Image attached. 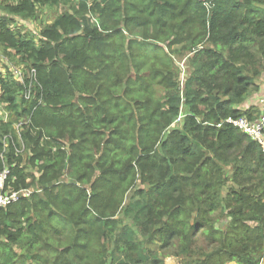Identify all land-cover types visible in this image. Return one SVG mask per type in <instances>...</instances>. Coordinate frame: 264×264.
I'll return each instance as SVG.
<instances>
[{"label": "trees", "instance_id": "16d2710c", "mask_svg": "<svg viewBox=\"0 0 264 264\" xmlns=\"http://www.w3.org/2000/svg\"><path fill=\"white\" fill-rule=\"evenodd\" d=\"M0 12V50L19 59L0 75V171L7 189L41 191L0 209V264L264 262V155L218 127L261 115L244 107L264 90V0H0Z\"/></svg>", "mask_w": 264, "mask_h": 264}, {"label": "built area", "instance_id": "2783aa9c", "mask_svg": "<svg viewBox=\"0 0 264 264\" xmlns=\"http://www.w3.org/2000/svg\"><path fill=\"white\" fill-rule=\"evenodd\" d=\"M23 72L16 71V77L19 82H23ZM32 81L36 80V70L33 69L31 72ZM26 99H30L32 97L31 90H28L25 94ZM258 106L261 107V115L259 118H255L253 120L247 117H241L239 119L229 118L228 120L222 122L218 125L219 128L222 127L223 124L231 125L236 129L240 130L244 134H246L250 139L260 145L262 153L264 155V98L258 97ZM182 116H180L175 124H179L182 120ZM26 123H20L16 126L18 132L21 131L22 126ZM10 139L9 137H4L5 147H7L6 141ZM24 147L22 152L24 151ZM1 159L4 160V155L1 154ZM6 160H4L5 162ZM4 169L0 171V209L7 208L14 204H17L22 199H29L33 196L34 190L32 189H21L19 191L13 190L12 188L7 189L8 179L11 176V169L4 163Z\"/></svg>", "mask_w": 264, "mask_h": 264}, {"label": "crops", "instance_id": "0c3cea01", "mask_svg": "<svg viewBox=\"0 0 264 264\" xmlns=\"http://www.w3.org/2000/svg\"><path fill=\"white\" fill-rule=\"evenodd\" d=\"M3 14L0 12V16H2ZM43 16H41L39 18V20H43ZM46 19L48 20V17L46 16ZM44 19V20H46ZM40 21L39 22H25L23 21L24 23V26L27 28V29H30V30H37V27H38V24L40 25ZM21 22V21H19ZM38 23V24H37ZM16 73V71H15ZM9 72H8V61H6L5 59V56L3 53H1V50H0V75H2L3 77H6L8 76ZM1 86H0V97H1V94H2V91H1ZM264 92V91H263ZM258 97H261V98H264V93L262 95L258 94L257 95ZM254 97V96H253ZM258 97H254V98H250L248 101H247V104L246 106L244 107L245 109H249L251 108L252 106H256V104H258ZM260 111H261V108H260ZM9 119V116H8V113L4 110V107L2 104H0V122H7ZM264 264V262L262 263Z\"/></svg>", "mask_w": 264, "mask_h": 264}, {"label": "rangeland", "instance_id": "374dc122", "mask_svg": "<svg viewBox=\"0 0 264 264\" xmlns=\"http://www.w3.org/2000/svg\"><path fill=\"white\" fill-rule=\"evenodd\" d=\"M55 14H56V11H51V12H49L47 15H45V16H47L48 17V20L49 21H51V19L52 18H54V16H55ZM49 21H47V23L49 22ZM37 31H40V27L38 26L37 27ZM2 53V52H1ZM12 55H15V53H13L12 52ZM176 58H177V56H176ZM5 59H6V61H8V64L12 67L13 65H18L19 63V59H16V60H11L10 58L8 59V57H5ZM180 61H183V60H180ZM11 63V64H10ZM179 65H180V67L183 69V71L185 70V62L183 61V62H181V63H178ZM21 68H24V69H21V71H23V70H25V66L24 65H21L20 66ZM186 69H187V67H186ZM33 70V69H32ZM28 71H31V70H28ZM25 72V71H24ZM184 74V73H183ZM182 74V77L185 75H183ZM262 86H263V88H264V75H263V79H262ZM264 90H262V91H260L259 93H260V95H262L264 92H263ZM258 93V94H259ZM254 97H258L257 95H255ZM254 97H252V98H254ZM256 105H258V104H256ZM261 108V107H260ZM259 108V109H260ZM23 147H25L24 146V144H23ZM24 151H25V149H24ZM22 152V153H25V152ZM32 190H34V192H38V193H40L41 194V191H39L38 190V188H36V187H34V188H31ZM166 264H179L178 263V261L175 259V258H168L167 260H166ZM231 264H236V263H231Z\"/></svg>", "mask_w": 264, "mask_h": 264}]
</instances>
